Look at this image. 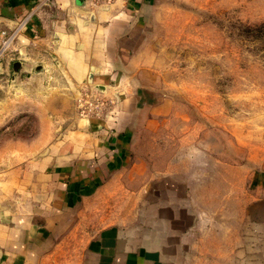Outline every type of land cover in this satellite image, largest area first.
I'll return each mask as SVG.
<instances>
[{"label":"crops","instance_id":"obj_1","mask_svg":"<svg viewBox=\"0 0 264 264\" xmlns=\"http://www.w3.org/2000/svg\"><path fill=\"white\" fill-rule=\"evenodd\" d=\"M146 6L0 0V27L25 21L2 60L0 134L8 118L28 110L8 94L13 64L15 96L27 90L35 104L39 88L62 89L48 101L59 106L41 115L40 143L0 138V264H245L230 257L229 211L208 203L229 199L228 163L218 160L211 174L192 154L153 159L197 145L167 142L173 114L153 93L155 81L142 77L154 72L143 55ZM84 98L99 100L101 113L84 116ZM243 163L233 165L242 170L238 188Z\"/></svg>","mask_w":264,"mask_h":264},{"label":"rangeland","instance_id":"obj_2","mask_svg":"<svg viewBox=\"0 0 264 264\" xmlns=\"http://www.w3.org/2000/svg\"><path fill=\"white\" fill-rule=\"evenodd\" d=\"M146 1L141 11L147 28L143 55L154 72L142 77L155 81L153 93L167 99L165 112L173 114L164 125L171 130L167 142L192 149L197 145L192 152L189 147L184 152L167 148L160 156L155 152L153 159L192 154L199 166L200 160L207 161L211 174L218 160L228 163L224 170L234 184L229 199L208 203L213 211H222L221 206L229 211L231 259L264 264V26L261 32L254 29L264 25V0ZM14 77L13 72L8 94L28 110L8 118L0 138L40 143L47 126L42 116L59 106L48 101H55L62 89L39 88L34 95L38 102L31 104L27 90L15 96L19 85ZM8 101L13 106L14 100ZM242 161L245 187L240 182L238 188L242 170L238 173L233 165ZM216 184L215 192H222Z\"/></svg>","mask_w":264,"mask_h":264},{"label":"built area","instance_id":"obj_3","mask_svg":"<svg viewBox=\"0 0 264 264\" xmlns=\"http://www.w3.org/2000/svg\"><path fill=\"white\" fill-rule=\"evenodd\" d=\"M25 21L22 20L11 27H0V87L3 83V71H2V60L4 56L9 52L15 38L22 29ZM79 109L84 116L99 115L102 107L100 101H92L91 99L79 100Z\"/></svg>","mask_w":264,"mask_h":264},{"label":"water","instance_id":"obj_4","mask_svg":"<svg viewBox=\"0 0 264 264\" xmlns=\"http://www.w3.org/2000/svg\"><path fill=\"white\" fill-rule=\"evenodd\" d=\"M18 62H16L15 64H13V72H17L18 71Z\"/></svg>","mask_w":264,"mask_h":264},{"label":"trees","instance_id":"obj_5","mask_svg":"<svg viewBox=\"0 0 264 264\" xmlns=\"http://www.w3.org/2000/svg\"><path fill=\"white\" fill-rule=\"evenodd\" d=\"M263 26H264V25L258 27V29H257V28H254V29L257 30L258 32H261V28H262ZM253 31H254V30H253Z\"/></svg>","mask_w":264,"mask_h":264}]
</instances>
